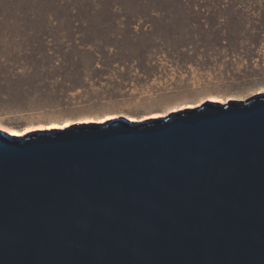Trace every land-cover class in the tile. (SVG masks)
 Wrapping results in <instances>:
<instances>
[{"label":"water","instance_id":"95a60500","mask_svg":"<svg viewBox=\"0 0 264 264\" xmlns=\"http://www.w3.org/2000/svg\"><path fill=\"white\" fill-rule=\"evenodd\" d=\"M0 264H264V93L0 130Z\"/></svg>","mask_w":264,"mask_h":264},{"label":"rangeland","instance_id":"374dc122","mask_svg":"<svg viewBox=\"0 0 264 264\" xmlns=\"http://www.w3.org/2000/svg\"><path fill=\"white\" fill-rule=\"evenodd\" d=\"M260 93L264 0H0V127L13 136Z\"/></svg>","mask_w":264,"mask_h":264},{"label":"bare ground","instance_id":"6f19581e","mask_svg":"<svg viewBox=\"0 0 264 264\" xmlns=\"http://www.w3.org/2000/svg\"><path fill=\"white\" fill-rule=\"evenodd\" d=\"M199 106H201V105H199ZM199 106H197V107H199ZM196 108V107H195ZM191 109V108H190ZM173 114V113H172ZM164 117H166V116H164ZM150 120V119H149ZM146 121V120H145ZM0 130L1 131H4V132H6V133H10L9 135H11V134H15V131L14 130H12L11 128H9V127H6V126H2V127H0ZM51 131H53V130H51ZM44 132H48V131H44ZM22 136H26V134L25 135H22Z\"/></svg>","mask_w":264,"mask_h":264}]
</instances>
